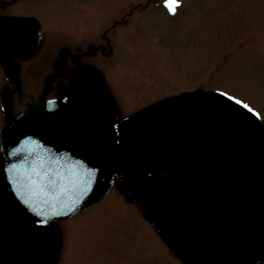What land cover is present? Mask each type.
Instances as JSON below:
<instances>
[{"label": "rangeland", "instance_id": "374dc122", "mask_svg": "<svg viewBox=\"0 0 264 264\" xmlns=\"http://www.w3.org/2000/svg\"><path fill=\"white\" fill-rule=\"evenodd\" d=\"M161 1L20 0L12 7L0 2L2 15L32 16L39 30L33 51L0 60V94L25 65L37 60L51 67L61 60V50L92 44L101 48L90 60L100 101L117 102L119 126L180 93L205 97L221 90L233 102L226 107L236 112L230 121L244 131L242 137L247 142L264 137V0H182L175 9ZM116 19L126 23L104 38ZM76 83L72 79L66 87ZM6 122L0 107V131ZM131 185L117 183L99 206L62 224L38 222L22 211L14 218L9 210L0 220V264L20 261L18 254L4 253L5 238L10 245L15 241L13 252L24 254L21 264L47 251V264H183L164 230L153 225L140 192L132 188L133 197L126 195Z\"/></svg>", "mask_w": 264, "mask_h": 264}, {"label": "water", "instance_id": "95a60500", "mask_svg": "<svg viewBox=\"0 0 264 264\" xmlns=\"http://www.w3.org/2000/svg\"><path fill=\"white\" fill-rule=\"evenodd\" d=\"M29 27L19 22L0 23V54L9 56L29 47L33 43ZM58 107L38 115L31 111L3 130L7 162L16 160L18 172L15 176L9 172L10 191L32 216L51 221L66 219L98 201L109 189L114 171L138 161L156 179V195L188 263L236 264L235 255L251 243L247 213L235 207L202 216L205 204L188 189L184 177L192 163L190 155L181 153V147L193 131L181 120L179 113L186 111L181 105L167 102L139 115L130 122L128 138L120 149L107 116L79 104ZM38 116L45 123L33 124ZM32 138H38L33 140L38 142L39 152L65 160L59 172L64 177L42 176L39 190L24 175L32 171L27 169L34 156L30 150ZM47 146L51 150H46ZM69 195H75L74 199L69 201ZM79 196L85 199L77 207L74 200ZM237 212L239 219L232 216ZM241 228H247L244 236Z\"/></svg>", "mask_w": 264, "mask_h": 264}, {"label": "snow or ice", "instance_id": "6c2138e0", "mask_svg": "<svg viewBox=\"0 0 264 264\" xmlns=\"http://www.w3.org/2000/svg\"><path fill=\"white\" fill-rule=\"evenodd\" d=\"M171 7V5H166ZM239 102V101H238ZM244 107H248V105H244ZM251 111V109H249ZM25 178L31 182V186L39 190L42 187L41 177L44 176L43 171H37L36 168H33L31 172L25 171Z\"/></svg>", "mask_w": 264, "mask_h": 264}]
</instances>
